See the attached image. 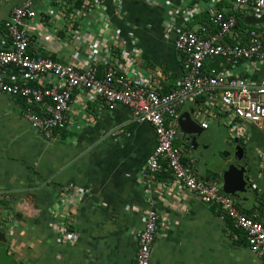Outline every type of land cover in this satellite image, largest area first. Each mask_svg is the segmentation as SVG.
<instances>
[{
	"label": "crops",
	"instance_id": "0c3cea01",
	"mask_svg": "<svg viewBox=\"0 0 264 264\" xmlns=\"http://www.w3.org/2000/svg\"><path fill=\"white\" fill-rule=\"evenodd\" d=\"M24 1L0 0V50L11 46L5 23ZM75 4L35 0L37 17L24 24L30 53L64 65H88L91 46L108 40L117 46L113 66L132 70L133 75L142 73L162 93L173 92L182 83V56L174 45L179 32L198 29L200 16L210 5L236 15L240 29L236 38L246 39L249 30L241 21L258 17L251 5L236 10L226 0H100L91 5L90 17L76 14ZM173 19L175 26L169 30L168 21ZM253 28L264 32V22ZM106 54L101 50L97 59ZM214 66L254 86L264 82V62L233 65L218 58ZM102 71L100 66L99 76ZM15 77L14 71L10 79ZM206 101L185 103L180 116L197 122L199 114L201 126L205 115L219 113V108L207 112ZM25 111L22 98L0 91V228L17 264H133L151 208L160 217L151 264H261L245 233L232 225L220 206L200 202L180 187L166 166L155 175L146 172L156 146L155 130L138 122L130 109L118 105L111 110L101 99L76 91L67 115L70 124L56 131L53 139L35 131ZM224 125L230 138L223 142L234 151L238 139L244 149L241 165L247 191L240 197L225 194L221 176L213 178L210 169L201 175L197 168L198 177L218 181L239 209L264 223V121L242 122L234 134L221 116L213 117L197 150L183 140L177 121L178 148L185 158L197 159V166L202 157L207 168L213 167L223 154L209 149L218 137L216 130ZM164 171L170 175L164 177ZM64 231L71 237L63 236Z\"/></svg>",
	"mask_w": 264,
	"mask_h": 264
},
{
	"label": "built area",
	"instance_id": "2783aa9c",
	"mask_svg": "<svg viewBox=\"0 0 264 264\" xmlns=\"http://www.w3.org/2000/svg\"><path fill=\"white\" fill-rule=\"evenodd\" d=\"M226 1L236 10L251 5L258 17L264 15V0ZM89 6L82 10L77 8L76 14L90 17L94 7ZM180 11L187 13L185 9ZM205 13L213 27L201 25L196 30L179 32L174 45L182 56V83L175 91L162 94L154 87L152 79L142 73L133 75L132 70L113 66L112 52L117 46L108 40L95 41L90 48L91 63L88 65H64L52 58L31 54V39L24 24L34 20L38 13L35 0H25L12 10L5 23L11 46L0 50V91L26 102V119L47 139H53L56 131L70 124L67 115L76 91H84L89 99H101L111 110L118 105L130 109L138 122L148 123L155 130L156 146L146 163V172L155 175L166 166L180 187L200 202L220 206L233 226L245 233L250 250L264 264V223L239 209L235 200L223 193L218 181L200 179L196 171L197 159L184 161L183 150L175 147L180 109L185 103L202 97L207 100V112L219 108L218 114L204 116L203 129H208L210 119L217 116L222 117L234 134L242 122L259 125L264 121V82L254 86L225 69L212 66L205 70L206 63H213L218 58L233 65L241 61L264 62V32L258 28L249 29L245 31L246 39L236 38V15L216 10L211 5ZM173 26L174 19L168 21L167 29ZM105 49L106 57L98 60L97 55ZM131 62L135 65L134 59ZM100 66L103 68L101 76ZM14 71L17 77L11 80L10 74ZM159 220V214L153 208L146 212L145 228L139 234L133 264H151V249L158 236ZM63 236L69 238L71 234L64 231Z\"/></svg>",
	"mask_w": 264,
	"mask_h": 264
},
{
	"label": "water",
	"instance_id": "95a60500",
	"mask_svg": "<svg viewBox=\"0 0 264 264\" xmlns=\"http://www.w3.org/2000/svg\"><path fill=\"white\" fill-rule=\"evenodd\" d=\"M264 22V17L254 15L248 16L245 19V24L255 27ZM186 118V119H185ZM179 130L185 140L193 148L197 150L202 143L201 135L204 129L194 122L188 115H182L178 119ZM236 147L233 151L234 162L230 161L231 152L223 153L219 162L213 165L211 170L213 178L221 176L223 191L227 195L240 197L242 193L247 191L248 179L246 170L241 165L244 157V149L239 144L238 139H235ZM212 178H207L205 182H210ZM0 264H17L14 259V254L10 253V243L6 232L0 228Z\"/></svg>",
	"mask_w": 264,
	"mask_h": 264
},
{
	"label": "rangeland",
	"instance_id": "374dc122",
	"mask_svg": "<svg viewBox=\"0 0 264 264\" xmlns=\"http://www.w3.org/2000/svg\"><path fill=\"white\" fill-rule=\"evenodd\" d=\"M200 120H201V115L198 114L197 119H196V121H197L196 123L198 124L199 123L198 121H200ZM216 134L218 135V137H216L215 141H213V146H212V148L209 149V151L217 149V151L220 152L221 154L226 153V152L227 153L231 152L232 156L230 157V161L234 162L235 159H234V153H233L232 149L229 147V145L226 144L227 143L226 141L223 142V138H225V139L230 138V134L227 132L225 125L221 126V128H218L216 130ZM180 145H181V143H180ZM204 153H205V151H203V154ZM200 159L201 160H200V163L198 164L197 168H198V171L200 172L201 175H205V174H207V169L212 170L213 167H211L208 163L209 166L207 168L205 165L207 163V161L202 157H200Z\"/></svg>",
	"mask_w": 264,
	"mask_h": 264
},
{
	"label": "trees",
	"instance_id": "16d2710c",
	"mask_svg": "<svg viewBox=\"0 0 264 264\" xmlns=\"http://www.w3.org/2000/svg\"><path fill=\"white\" fill-rule=\"evenodd\" d=\"M75 1H76L75 5L77 6L78 9H81V10L86 8V5H85V4H87L86 2L90 3L91 5L95 2V0H75ZM200 19H201L200 23L202 25H206V26L210 25V26H212V24H211V22L209 20L208 14L205 13L203 16H200ZM237 23H238V20H237ZM240 24L243 25L244 28L254 29L253 27H249V26L245 25L244 22H242V21H241ZM236 30L237 31L240 30L239 29V23L237 24ZM228 41L232 42V39H228ZM212 66H214V62L213 63H206L205 70H208ZM31 85H32V83H31ZM33 85H35V84H33ZM170 92H172V91H165L164 93H162V92L161 93L162 94H168ZM200 99H204V98L202 97ZM200 99H198V100H200ZM37 110H39V108H37ZM175 147H179L177 142H175ZM186 160H187V158L184 157V161H186ZM170 173H169V171H164L163 172V176L166 177V176L170 175ZM213 180H215V179H213Z\"/></svg>",
	"mask_w": 264,
	"mask_h": 264
}]
</instances>
